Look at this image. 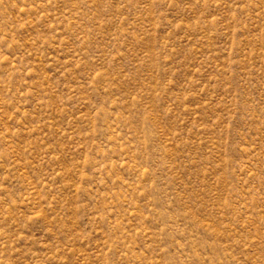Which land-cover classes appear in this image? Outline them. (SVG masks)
I'll list each match as a JSON object with an SVG mask.
<instances>
[{
    "label": "rangeland",
    "instance_id": "rangeland-1",
    "mask_svg": "<svg viewBox=\"0 0 264 264\" xmlns=\"http://www.w3.org/2000/svg\"><path fill=\"white\" fill-rule=\"evenodd\" d=\"M0 264H264V0H0Z\"/></svg>",
    "mask_w": 264,
    "mask_h": 264
}]
</instances>
